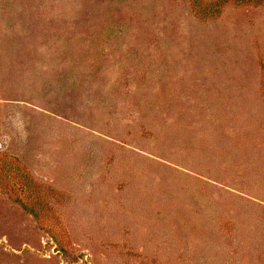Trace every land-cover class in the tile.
<instances>
[{"label":"rangeland","instance_id":"rangeland-1","mask_svg":"<svg viewBox=\"0 0 264 264\" xmlns=\"http://www.w3.org/2000/svg\"><path fill=\"white\" fill-rule=\"evenodd\" d=\"M0 264H264V0H0Z\"/></svg>","mask_w":264,"mask_h":264}]
</instances>
